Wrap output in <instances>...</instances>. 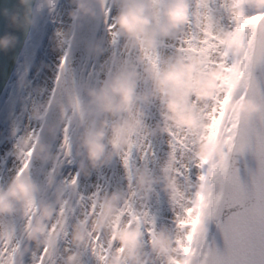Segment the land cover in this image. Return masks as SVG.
I'll return each mask as SVG.
<instances>
[{"label":"clouds","instance_id":"1","mask_svg":"<svg viewBox=\"0 0 264 264\" xmlns=\"http://www.w3.org/2000/svg\"><path fill=\"white\" fill-rule=\"evenodd\" d=\"M57 2L17 0V5L11 10L5 8L4 13L12 26H28L34 22L36 14L42 13L45 4L55 8ZM70 3L75 7L67 11L68 17L96 16L98 10L110 16V36L117 38L121 50L135 49L139 66L133 65L127 71H117L105 77L100 87L92 90L93 107L89 109L91 126L78 133L74 141L79 157L77 164L85 173L112 160L118 149L126 152L136 137L171 134L173 128H191L197 122L196 112L188 103L189 94L193 91L199 101L211 100L215 92L223 91L226 105L235 108L236 117L226 128V144L240 140L249 148L257 135L264 136V29L260 27L264 25V11L257 8L248 14L243 0H223L222 6L235 23V36L240 47L226 73V80L217 82L218 68L208 74L194 73L193 62L184 56L174 52L163 58L158 55L162 38L186 35V26L193 22L197 26L204 20L207 9L203 0H194V5L193 0H114V12L108 0H70ZM259 4L264 5V0H259ZM237 5L244 8V14ZM59 27V37L55 33L50 34L53 50L70 45L73 40L74 26L71 22ZM16 42L14 33L0 35V47L6 49ZM93 48L103 51L98 43ZM236 93L243 94V98L229 99ZM153 103H158L160 117L151 124L145 123L146 108ZM42 110L43 104L33 111L39 113ZM207 123L215 134L224 126V115L210 114ZM33 140L36 143L32 145H28L27 140H21V144L38 154L39 149L45 147L41 134L37 132ZM210 152V146L201 144L196 155L206 157ZM59 155V149L47 153L54 165H58L56 157ZM116 156L120 157L119 154ZM160 179L159 173L153 176L141 170L137 174L134 190L144 189L143 194L147 196L152 181ZM174 179L178 177H169L161 187L168 190ZM38 189L37 180L24 167L12 172L6 182L0 183V237L15 238L17 216L23 219L22 230L30 225L28 235L37 240V244L50 243L53 229H57L58 225L60 228L65 226L61 210L52 203L42 201ZM118 202V193L114 192L104 202L102 211L90 217L87 224L83 223V216H79L80 222L75 218L71 222L73 230L70 239L79 244L94 232L99 236L95 241L96 245L99 244L97 250L101 251L103 241L109 238L107 234L110 233L115 247L107 264H144L141 250L145 245V232L140 224L133 222L132 218L121 217L115 227L108 225L109 220L116 219ZM191 224L194 228L196 219ZM38 233L43 235L38 236ZM164 239L165 234L160 232L156 242L159 244ZM116 248L120 249L119 253H116ZM184 251H192L191 244ZM84 253L85 250L68 252L63 264H87Z\"/></svg>","mask_w":264,"mask_h":264},{"label":"flooded vegetation","instance_id":"2","mask_svg":"<svg viewBox=\"0 0 264 264\" xmlns=\"http://www.w3.org/2000/svg\"><path fill=\"white\" fill-rule=\"evenodd\" d=\"M219 1L203 0L207 9L204 14L205 18L203 21L198 22L197 26L194 22L186 26V35L190 38L182 49L175 48V45L180 42L177 37L162 38L159 45L161 57H166L172 52L176 55H182L193 62L195 66L194 73L205 74V69L211 67L212 62L217 59V50L213 46L215 45L214 42H218V37H220L217 29L220 15H218ZM108 3L114 12L116 10L114 0H108ZM109 23L110 16L102 14L95 44H100L103 51L93 49L83 77L81 100L78 104L74 102L75 104L68 107L57 129L50 150L56 151L59 149L60 155L56 157L58 165H54L47 156L37 176L40 199L46 203L54 204L59 210L63 209L60 215L64 224V218L67 216V236L57 239V232H63V228L58 225L57 229L53 230L51 242L45 243L49 246L54 264H63L67 253L73 250L81 252L85 250L84 259L87 264H100L91 249H85L90 242L89 236H86L85 240L79 244L72 242L70 239L73 230L71 222L75 218L77 222H80L79 216H83V223L87 224L90 217L102 211L104 202L115 192L119 196L115 213L116 219L109 220L108 225L115 227L117 220L121 217L125 219L132 218L133 222L140 224L145 232V245L141 250V258L144 260V264H181V262L185 264L184 262L190 255H182L179 249L180 244L186 243V232L183 231V228L189 222L186 218L194 215L197 219L200 216V204L203 198L200 186L203 181L200 156H198L199 161L197 159L201 167L200 178L198 179L195 174L193 177V172L189 168L196 161L188 163L189 158L186 154L188 148L194 147L195 140L200 137L203 130V128H199L198 112L204 101L197 100L194 91L190 92L188 97V103L193 107L197 116V122L191 128L187 130L173 128L171 134L165 133L155 136L149 134L136 137L134 144L126 152H120L118 149L117 154L120 157L114 154L112 160L100 165L98 168L92 167L87 173L80 169L77 164L79 157L76 154L74 141L78 133L91 126L89 109L93 107L91 103L92 90L98 89L105 77L111 76L117 71H127L133 65L139 67L135 59V49L121 50L117 38L110 36ZM192 33H195V35L192 36ZM54 87L53 84L50 96ZM215 111L211 109L210 104L209 114L214 115ZM146 112L145 123L151 124L160 117L158 103L149 105ZM43 113L39 119L36 133L41 130ZM161 122H163L162 118ZM65 125H67L66 129ZM207 130L206 133L209 132ZM207 134L209 135V133ZM168 140L172 141L178 159L169 153ZM149 141L151 142L150 145L148 144ZM188 151L191 154L193 153L191 150ZM125 156L128 157L127 164L123 162ZM25 164L26 161L24 160L21 167H25ZM141 170L153 176L157 173L161 176L159 181H152L151 188L147 190V196L143 194L144 189L134 190L137 174ZM77 171L80 174L77 177L76 184H70L68 181L71 180L72 174ZM172 176H176L178 179L172 181L168 190L163 189L161 185ZM189 205L192 206L191 212L186 211ZM38 212L39 209L37 208ZM29 213L31 214V211ZM25 219H27V216H25ZM178 220L181 221L182 229L178 227ZM22 224L23 219L20 218L16 226L14 239L20 240L26 249L23 255L24 264H30L31 256L28 250L38 248L44 244H37V240L28 235L30 225H26L22 230ZM198 226H201V224H195L194 230ZM160 232L165 234V239L158 244L156 237ZM93 234L95 233L93 232ZM37 235L43 234L38 233ZM107 235L109 238L103 241L105 245L112 241L111 234L108 233ZM97 249L99 250V244ZM115 251L119 253L120 249L116 248ZM178 254L180 260H177ZM111 255L112 248L107 251L104 264H107V260ZM149 257L154 259H149ZM81 258L83 259V257ZM0 260H3V264H8V257ZM19 260L20 256L18 254V264Z\"/></svg>","mask_w":264,"mask_h":264},{"label":"rangeland","instance_id":"3","mask_svg":"<svg viewBox=\"0 0 264 264\" xmlns=\"http://www.w3.org/2000/svg\"><path fill=\"white\" fill-rule=\"evenodd\" d=\"M222 3V0H220L218 15L221 11H227L222 6ZM243 3L245 4V12L248 14L255 11L257 8L261 11L264 10V6L259 4V0H243ZM62 5L63 0H58L55 8H52L51 5L45 4L42 13L36 14V19L32 24L29 36L19 56L12 76L0 97V183L6 182L12 172L18 171L24 160L29 156L30 151L28 150V146L22 145L21 140H27L28 145L33 144V137L36 133L39 119L43 113V110L39 113H34L33 110L41 104H43V109L46 107L52 86L61 65V57H65L68 51L69 45H64V47L60 49L55 58V62H53L51 66L49 83L46 85L45 89L41 90L38 102L36 106L32 108L31 97L34 94L33 88L36 83V78L40 76L43 71L47 49L51 42L50 34L57 33L55 28L57 21L55 20ZM74 7L75 5L72 4L67 11ZM237 7L244 11V8L241 5H237ZM74 21L75 17H68V23L71 22L73 26ZM214 44L213 47L217 50V57H225V65L221 67L222 71L218 68L219 73L215 79L217 82H224L226 80V73L229 71L232 60L235 58V53L240 47L235 36V31H231L230 34L224 38L218 37V42L216 41ZM214 65L217 68L218 62L216 60L212 62L211 67L205 69V74L210 73L215 68ZM224 96L225 92L218 91L217 93H214L211 100H204L203 106L198 112L199 128H203V130L200 137L195 140L194 147L188 148V150L193 151V153L191 154L188 150L186 152L187 157L189 158L188 163H192L194 161L197 162L198 155H196V152L198 151L199 145L204 144L211 147V152L206 157H200L204 162V165L202 163L203 171L205 170V167L207 169L201 185L203 198L200 204L205 210V217L201 226L196 228L195 237L189 243L191 244L192 251L188 252V255L190 256L184 262L185 264H197V262L204 259V252L207 251V246L212 234L210 224L213 217V202L215 201L217 194L221 191L223 182L221 173L226 169L233 143V141L227 144L225 143L226 128L228 123L236 117L235 108L226 105ZM240 97L241 94L236 93L230 95L229 99L235 100L240 99ZM212 102L214 104L218 102L214 114L217 112L224 115V126L215 134L208 123H205V119L210 115V104L212 105ZM26 120H30V123L32 124V131L30 133L27 132V129H24V122H26ZM207 128L209 130V132H207L209 135L206 133ZM207 157L208 160L206 161ZM187 219L189 222L184 228L181 223H177L178 227H182L183 231L188 234L186 236V243L183 242V244H180L179 249L181 250L182 255L185 252L184 249L188 245L192 230L191 221L195 219V217L193 215V217L189 216L186 220ZM174 226H176V224H174ZM6 257L7 256H0V259ZM201 257L203 258L201 259ZM177 260H180V256Z\"/></svg>","mask_w":264,"mask_h":264},{"label":"snow or ice","instance_id":"4","mask_svg":"<svg viewBox=\"0 0 264 264\" xmlns=\"http://www.w3.org/2000/svg\"><path fill=\"white\" fill-rule=\"evenodd\" d=\"M241 14H244L243 10H241ZM230 20L232 24L227 28L229 31H233L235 30V23L231 18ZM191 35L194 36L195 33ZM177 38L180 42L175 45V48L182 49L190 37L182 35ZM64 59L65 57L62 56L61 65H63ZM240 98H243V94ZM64 127L66 129L67 125ZM150 143L149 141L148 144L150 145ZM168 145L169 153L178 159L179 157L171 140H168ZM248 150L254 161L253 166H246L244 174H241L240 170L229 172L225 169L221 173L223 181L221 191L213 202V212L220 211L225 214V223L221 226L223 247L205 251L204 259L199 261L198 264H264V216H258L250 209L252 201L264 204V136L257 135ZM123 162L128 163L127 156L124 157ZM79 174L78 171L73 173L71 180L68 182L75 185ZM90 210L92 209L90 208ZM186 211L191 212L192 206L189 205ZM61 212H63V209H61ZM204 217L205 210L201 207L196 224L200 225ZM64 219L63 232H57V239L67 236V216ZM177 223L181 222L177 221ZM191 236L192 238L195 237V230H193ZM98 239V234H93L90 237V242L86 245V249L90 248L100 264H104L107 251L115 247V244L114 241H109L108 244L102 245L101 251H98L95 243ZM25 251L26 249L20 240L8 236L0 237V256L7 255L8 264H18V254L20 256L19 264H24L23 255ZM28 251L31 256L30 264H54L48 244L45 243ZM0 264H3V260H0Z\"/></svg>","mask_w":264,"mask_h":264},{"label":"water","instance_id":"5","mask_svg":"<svg viewBox=\"0 0 264 264\" xmlns=\"http://www.w3.org/2000/svg\"><path fill=\"white\" fill-rule=\"evenodd\" d=\"M16 5L17 0H0V35L5 32H11L17 36L15 45L9 46L6 49L0 47V97L12 75L32 27V24L14 27L9 23L4 9L8 8L11 10ZM101 16L102 12L98 10L96 16H85L80 19L75 17L73 40L70 43L63 65H61L53 95L55 99L49 104V109L45 115L40 133L45 147L39 149L38 154H35L36 150H33L25 167V170L30 171V174L35 179H37L42 164L51 148L49 146L53 144L57 129L68 107L75 104L74 102L78 104L81 99L83 77L93 50ZM260 27L264 29V25ZM79 74L80 81L78 80ZM253 164L254 161L247 145L240 140H235L231 148L226 169L229 172L240 170L241 174H244L246 166L251 167ZM250 209L254 214L264 216V204L252 201L250 203ZM19 219L20 217L17 216L15 227ZM224 223L225 214L220 211H217V213L214 212V222L212 224L214 231L209 243V250H214L216 247H223L221 226Z\"/></svg>","mask_w":264,"mask_h":264},{"label":"bare ground","instance_id":"6","mask_svg":"<svg viewBox=\"0 0 264 264\" xmlns=\"http://www.w3.org/2000/svg\"><path fill=\"white\" fill-rule=\"evenodd\" d=\"M71 5L72 3H70V0H63V5L61 9L58 11V15L55 20L57 21L55 24V28L57 31L56 33L57 37H59V35L61 34V28L59 26H62V25L66 26L68 24V16L66 13H67V9ZM231 24L232 22L230 20V13L228 11H225V12L221 11L219 15L218 27H217L220 38H224L228 34H230L231 31H229L227 27H230ZM59 51L60 50H53L52 41H51L50 46L47 49V56L45 58V63L43 65V71L41 72L40 76L36 78V83L33 88L34 94L31 97L32 108L36 106L41 90L45 89L46 85L49 83V77L51 76V66H52V63L55 62L56 60L55 58L57 54L59 53ZM214 57L216 58V56ZM224 60H225L224 56H221L220 58L217 57L216 59V61L218 62L217 68H219L220 70H221V67L225 65ZM216 107H217V102L215 104L212 102L211 109L215 110ZM205 123H207V119L205 120ZM24 129H27L28 133L32 131V124L30 123V120H26V122H24ZM189 168L193 172V177H194V174L196 177H198L199 174L201 173V167H200L199 162L194 163L193 166Z\"/></svg>","mask_w":264,"mask_h":264}]
</instances>
